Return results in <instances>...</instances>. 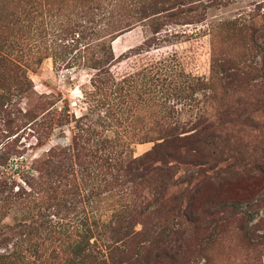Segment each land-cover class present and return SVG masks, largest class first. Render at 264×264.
<instances>
[{
	"label": "rangeland",
	"instance_id": "rangeland-1",
	"mask_svg": "<svg viewBox=\"0 0 264 264\" xmlns=\"http://www.w3.org/2000/svg\"><path fill=\"white\" fill-rule=\"evenodd\" d=\"M85 125L86 149L115 145L130 194L107 171L94 187L96 173L77 174L90 224L100 207L181 192L197 227L175 264H264V0H0V171L13 193L47 159L79 173ZM149 154L158 169L139 186ZM25 208L1 224L30 223L38 208ZM160 208L135 229L153 230Z\"/></svg>",
	"mask_w": 264,
	"mask_h": 264
},
{
	"label": "trees",
	"instance_id": "trees-1",
	"mask_svg": "<svg viewBox=\"0 0 264 264\" xmlns=\"http://www.w3.org/2000/svg\"><path fill=\"white\" fill-rule=\"evenodd\" d=\"M14 60L11 58L8 63L13 64ZM13 76L17 77V74L14 73ZM247 113L248 118L256 120L257 123L260 121L261 114L258 109H251ZM52 122L59 123L49 112L46 124ZM36 125L42 129L41 125H45L44 119ZM77 129L79 132L76 138L81 145L79 148L76 144L75 146L86 152L83 156L84 162L76 164L79 166V173L68 165L47 159L30 176L28 170L26 174L21 171L20 184L16 185L13 193L14 185L9 187L4 173L0 171V217L7 207L24 205L27 210H31V206L38 208L30 223L5 225L0 221V264H162L166 258L173 259L175 264L180 254V242L186 238L188 231L197 227V220L193 218L196 212L188 209L190 204L183 206L182 197L186 198L185 193L176 192L169 197L160 198L159 195L155 197L154 192L151 201L139 198L136 202H125L117 209L100 207L103 211L95 213L93 223L90 224L88 215L79 208L84 205L82 199L90 191L82 194V190H78L76 175L83 176L85 173L84 177L89 179L96 173L92 177L94 187L99 181L97 175L101 171H107L111 174V185H124L130 197L126 185L128 181L123 180L128 177L127 166L123 167L119 154L114 155L115 145L102 148L100 155L95 148L84 147L83 135L93 133L90 125L77 126ZM42 133H45V137L46 132ZM7 154L0 156V167L7 165ZM149 159L150 154L137 160L139 163L135 167L136 180L132 182L139 186L143 182L147 183L151 178L149 175L158 169L153 164H147ZM70 161L68 159L67 163ZM166 188L164 185V190ZM150 190L154 191V187ZM6 191L8 192L5 193ZM158 199L161 208L154 214L156 224L153 225V230L144 224L140 230H136L141 217L152 213L149 209ZM186 202L189 203V200ZM50 216L56 220H48L47 226H43L41 222ZM162 219L167 222L159 225ZM140 236L145 237L142 242H138Z\"/></svg>",
	"mask_w": 264,
	"mask_h": 264
}]
</instances>
